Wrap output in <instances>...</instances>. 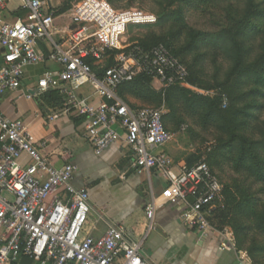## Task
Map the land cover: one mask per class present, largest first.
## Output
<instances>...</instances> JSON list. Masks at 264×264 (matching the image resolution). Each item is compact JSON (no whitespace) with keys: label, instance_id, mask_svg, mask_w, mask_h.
<instances>
[{"label":"built area","instance_id":"1","mask_svg":"<svg viewBox=\"0 0 264 264\" xmlns=\"http://www.w3.org/2000/svg\"><path fill=\"white\" fill-rule=\"evenodd\" d=\"M157 23L152 14L118 11L107 0H84L68 14L49 0H0V264L22 258L33 264H150L143 258L144 241L122 225H110L100 238L84 234L91 199L73 184L76 168L55 167L46 144H35L24 122L5 116V95L21 90L29 68L49 63L60 69L46 71L22 96L33 100L58 92L60 114L85 120L84 135L96 156L126 146L138 175L155 173L167 183L170 202L183 206L188 229L203 236L214 232L210 219L225 200L216 174L204 161L189 165L167 154L177 134L167 129L163 109L132 108L118 94L142 75L162 90H196L187 68L164 45H125L130 27ZM87 85L96 104L80 94ZM154 214L152 205L150 227Z\"/></svg>","mask_w":264,"mask_h":264},{"label":"crops","instance_id":"2","mask_svg":"<svg viewBox=\"0 0 264 264\" xmlns=\"http://www.w3.org/2000/svg\"><path fill=\"white\" fill-rule=\"evenodd\" d=\"M11 17L17 18V14ZM42 50L45 54L51 51L46 45ZM59 69L54 63L29 68L21 90L5 95L3 111L6 117L26 124L35 144H46L45 153L55 167L76 168L73 184L87 191L91 199L84 234L100 238L110 225H122L133 239L144 241L143 258L150 264H252L221 232L203 236L188 229L181 220L183 206L170 202L172 191L167 183L155 173L150 178L138 175L126 146H112L98 157L85 138L84 119L60 114L62 106L52 107L44 97L28 100L22 96L46 71ZM80 94L93 104L98 102L89 85ZM175 144L165 151L175 161L186 163L177 157L180 153ZM152 205L155 214L150 227L147 211Z\"/></svg>","mask_w":264,"mask_h":264},{"label":"trees","instance_id":"3","mask_svg":"<svg viewBox=\"0 0 264 264\" xmlns=\"http://www.w3.org/2000/svg\"><path fill=\"white\" fill-rule=\"evenodd\" d=\"M116 1L118 0H108V3L114 4ZM218 1L205 0L203 2L215 3ZM241 1L247 3V9L244 10L242 17L233 19V16H240L239 13H234L230 17L229 29L221 31L218 35V38L227 45L233 67L225 83L207 89L211 91L220 89L221 92L217 96L192 95V91L180 86L170 87L165 94H160L152 89L153 80L144 75L122 85L118 94L124 102L129 101L130 95L144 102H162L164 98L169 105L168 113L170 114L164 116L165 125L169 130H171L169 116L171 118L178 117L177 107L182 102L180 97L192 95V105L195 108L192 109L196 110L204 106L209 122L218 121L222 125L224 133L229 136V139L219 146L221 156L232 163L237 172L246 174L247 182L252 180L253 185H264V122L261 120L264 113V25L260 22L264 20V0ZM164 2L165 14H160L158 23L154 26L161 28L170 26V32L167 37L154 38L153 44L142 42L139 44L141 47L151 49L157 45H164L171 54L184 63L182 57L188 52L198 49L200 42L204 43L211 39L213 42L209 44L216 43L211 37L214 35L196 32L185 22L182 6L189 3L190 0H164ZM164 2L160 3L161 6ZM60 13H64V11L60 9ZM186 31L191 33L188 46L190 49L180 48L179 52H176L175 45L183 35H188L185 33ZM50 52V50H46V55H49ZM111 65L109 63V66ZM189 80L193 86L197 85L192 79ZM43 97L52 107L60 108L63 104V98L58 92H50ZM225 100L227 101L226 106L224 105ZM261 122V136L255 139L253 130ZM253 123L255 124L253 125ZM211 169L213 171L212 167ZM224 197L222 205L224 210L219 212L225 214L221 217L223 221L231 216L229 224L235 231L236 248L239 251L245 248L248 229L257 228L264 232V202L253 196L251 188L245 182H235L233 187L227 186L224 190ZM217 212L215 215H218L219 212ZM226 214L228 215L226 216ZM245 222L250 223L247 228ZM257 253H264V247H254L248 251L252 261L256 262Z\"/></svg>","mask_w":264,"mask_h":264},{"label":"rangeland","instance_id":"4","mask_svg":"<svg viewBox=\"0 0 264 264\" xmlns=\"http://www.w3.org/2000/svg\"><path fill=\"white\" fill-rule=\"evenodd\" d=\"M49 1L55 7L68 14L78 3L84 0ZM203 1L205 0H190V2L186 3L184 6L181 5L184 9L185 22L196 32L214 35L211 37L216 43L209 44L213 42L211 39L206 40L204 43L200 42L198 49L188 52L182 57V60L184 61L183 65L190 73V79L197 84L194 85L196 90L192 91L191 94L203 97H215L221 90L218 88L212 91L207 89L218 87L225 83L233 67L231 55L227 51V45L218 38V35L221 31L229 29L230 17L234 13H239L240 16H233V19L242 17L241 15L244 13V10L247 9V3L241 0H219L215 3L206 2V4ZM161 2H164V0H118L114 4L110 3V5L118 11L139 10L159 18L161 13L165 14V2L162 6L160 4ZM260 22L264 25V20ZM170 29V26L164 28L158 26L130 27L124 36L125 45L134 46L142 42L153 44L154 38L167 37ZM185 33L188 35H183L175 45V48H177L176 52H179L178 49L180 48L190 49L188 46L191 40V33L190 31H186ZM177 59L181 62L179 58ZM151 87L160 94H165L167 90H162L160 85L156 82H153ZM192 95L180 97L182 102L178 104L177 107V118H171V116H169V119H171L169 128L177 134L175 141L171 143H176L177 151L180 153L177 157H180L179 159L184 158L185 162L189 164L200 161L206 162L213 168L224 190L227 186L233 187L235 182L247 183L251 188L253 196L257 199H262L264 202V185H253L252 183L254 182L252 180L247 182V177H245L247 175L243 174V172H237L233 164L221 156L219 146L225 140L229 139V136L224 133L223 127L218 121L214 123L209 122L204 106L196 110L192 109L194 108L192 105ZM41 98L42 97L39 99ZM128 99L129 101L126 103L131 107L140 106L142 108L163 109L164 116L170 114L168 113L169 105L164 98L162 102H144L132 95H130ZM261 117L262 122H264V113ZM262 122L258 123L253 130L255 139L261 136ZM254 124L255 123H253V125ZM182 127H186L184 132H181ZM221 210H224V206L221 207L218 212ZM219 213L210 219L211 228L213 231H219L225 235L236 247L235 231L231 224H229L231 216H228V218L223 221L221 217L225 214H221L223 212ZM227 215L228 214H226V216ZM249 224V222H245L246 228ZM254 247H264V232L257 228L248 229L245 248L239 251L245 253L251 259L248 251ZM251 262L252 264H264V253H257L256 262L252 261V259Z\"/></svg>","mask_w":264,"mask_h":264},{"label":"water","instance_id":"5","mask_svg":"<svg viewBox=\"0 0 264 264\" xmlns=\"http://www.w3.org/2000/svg\"><path fill=\"white\" fill-rule=\"evenodd\" d=\"M19 264H33L32 260L28 258H22L19 262Z\"/></svg>","mask_w":264,"mask_h":264}]
</instances>
